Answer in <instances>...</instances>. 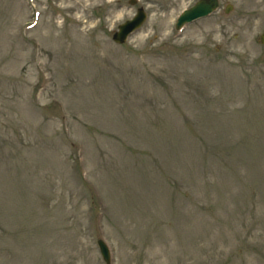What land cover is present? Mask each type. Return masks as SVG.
I'll use <instances>...</instances> for the list:
<instances>
[{"label": "rangeland", "instance_id": "1", "mask_svg": "<svg viewBox=\"0 0 264 264\" xmlns=\"http://www.w3.org/2000/svg\"><path fill=\"white\" fill-rule=\"evenodd\" d=\"M194 1L0 0V264H264V0Z\"/></svg>", "mask_w": 264, "mask_h": 264}, {"label": "water", "instance_id": "2", "mask_svg": "<svg viewBox=\"0 0 264 264\" xmlns=\"http://www.w3.org/2000/svg\"><path fill=\"white\" fill-rule=\"evenodd\" d=\"M216 4V0H199L194 6L185 10L180 15V17L178 18V24L187 20H191L196 16L208 13L216 6ZM142 18L143 12L141 9H139L137 15L133 19L127 20L124 24H121L119 26L120 30L114 34V39L118 42L123 41L125 35L141 23ZM261 40L264 42V33L261 35ZM99 245L104 259L106 260V262H108L109 254L107 247L101 240H99Z\"/></svg>", "mask_w": 264, "mask_h": 264}]
</instances>
